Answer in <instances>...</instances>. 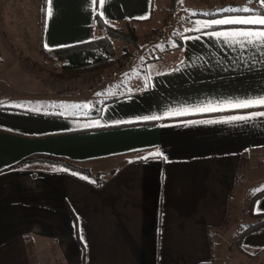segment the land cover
Returning <instances> with one entry per match:
<instances>
[{"label": "crops", "instance_id": "obj_1", "mask_svg": "<svg viewBox=\"0 0 264 264\" xmlns=\"http://www.w3.org/2000/svg\"><path fill=\"white\" fill-rule=\"evenodd\" d=\"M46 4L42 24V0H0V83L14 59L8 20L28 26L19 30L35 36L37 50L40 42L54 49L100 37L96 15L119 27L150 23L157 0ZM208 31L184 33L181 47L146 67L154 70L145 84L98 116L55 111L66 103L0 86V264H213L232 212L256 180L264 183V117L229 119L264 107L228 106L264 94V51ZM205 106L217 110L197 111ZM181 108L189 114L164 116ZM145 115L162 118L137 121ZM90 121L103 126L84 127ZM157 148L163 158L140 159ZM34 155L66 158L106 173L107 182L96 187L83 173L43 162L14 168ZM248 207L253 218L264 214V192Z\"/></svg>", "mask_w": 264, "mask_h": 264}, {"label": "rangeland", "instance_id": "obj_2", "mask_svg": "<svg viewBox=\"0 0 264 264\" xmlns=\"http://www.w3.org/2000/svg\"><path fill=\"white\" fill-rule=\"evenodd\" d=\"M246 1L157 0L156 13L150 23L142 21L135 25L127 21L124 26H115L127 33L132 32L131 28V38L136 42L111 37L114 44L112 64L99 71L77 74L63 73V62L46 59L39 52V46L38 50L34 47L37 41H34L35 36H28L25 31L20 32L19 28H28L19 24L20 19L8 20V23L11 21L16 27L7 28V38L13 44L11 55H14V59L12 58L8 71L6 69V74L1 77L5 83L4 80L1 81L0 86H9L7 89L12 93L23 91L37 96L55 97L58 102L66 103L56 105L55 111L92 116L90 107H97L104 99L133 91L147 82L149 70L153 68L146 67L162 54L165 55L166 51L177 48L176 40L187 32L185 29L194 27L192 21L205 19L193 17V12L219 9L229 6L230 3L244 4ZM103 35L102 30L100 37ZM50 101L54 100L39 102L50 104ZM68 103L74 104H70V107ZM16 104L38 108V104H30L28 101H17ZM76 105L80 107H75ZM262 186L264 183L256 180L254 187L239 204L238 210L232 212L228 226L223 228L220 242L215 245L216 256L213 264H264V226L255 229L246 226L258 219L251 217L247 209L252 195L260 191Z\"/></svg>", "mask_w": 264, "mask_h": 264}, {"label": "trees", "instance_id": "obj_3", "mask_svg": "<svg viewBox=\"0 0 264 264\" xmlns=\"http://www.w3.org/2000/svg\"><path fill=\"white\" fill-rule=\"evenodd\" d=\"M246 4L247 1L244 4H239V5L230 3L229 6H245ZM46 5H47L46 0H42V9H41L42 24H44L45 21ZM250 7L257 10L261 8V6L256 3L251 4ZM215 10L216 9H204L203 11L198 10L196 15H193V17L214 19V18L223 17V15H236L235 13L218 14L216 16H207V17L202 15V13L205 11H215ZM240 14H245V13H240ZM102 21L104 20L99 15H96V22L104 32V35L101 37H97L89 42L77 43V44L58 47L54 49H47L44 47L43 42H40L39 52L48 60L63 62L62 64L63 73H68V74L86 73V72L99 71L103 68H106L113 62L114 44L111 40V37L120 38L130 42H136V40L131 38V35H133V30H131V28L130 31L132 32L127 33V31L121 28L115 27L111 24ZM219 27L220 26H218L217 28ZM190 32H197V31H187L185 32V34ZM185 34H182L180 39L176 40L178 48L182 46V37ZM122 94L124 93L113 95L109 98L104 99L101 103L97 105V107H90V110L93 113L92 116L100 115L104 104L116 100L117 98L123 96ZM33 162H43L47 164L57 165L62 167L64 171L83 173L87 177H89L90 180H92L93 184L96 187H102L107 182L105 178L106 173L98 172L96 174H92V172L88 168H81L75 165L74 163H72L70 160L63 157L34 155L20 161L19 163L14 165V168H22L28 163H33ZM256 217L258 219L255 222L249 224L248 228L255 229L264 226V214L258 215Z\"/></svg>", "mask_w": 264, "mask_h": 264}, {"label": "snow or ice", "instance_id": "obj_4", "mask_svg": "<svg viewBox=\"0 0 264 264\" xmlns=\"http://www.w3.org/2000/svg\"><path fill=\"white\" fill-rule=\"evenodd\" d=\"M48 3L51 4V0H48ZM107 3V0H91L93 6L99 5L103 6ZM256 3L261 6L259 10L253 9L250 7L251 4ZM236 15H223L222 18H214L204 21H192L194 27L185 29V31H197L201 32L205 29L211 31L205 32L204 34L215 38L217 40H223L226 44L233 46H239L240 48H245L246 46H251L258 51H264V0H247L245 6H226L215 11H205L202 13L204 16H216L218 14H233ZM240 13H245L246 15H239ZM51 13H49L50 15ZM101 16L104 15L103 11L99 13ZM192 15H196L195 12ZM138 18H147V17H138ZM106 22V21H102ZM230 25H241L249 26L242 28H229L222 31H216L215 29L218 26H230ZM186 39H200L197 37H186ZM47 48L48 46L45 45ZM159 47V45H157ZM178 70V69H177ZM2 103V102H0ZM228 106L230 108H253V107H264V94L247 97L243 99H237L236 101H229ZM75 107H80L76 105ZM217 108L205 106L203 108H197V111H216ZM185 115L189 114L187 108H181L178 110H169L164 113V116L169 115ZM264 117V111L254 112L248 116H234L230 117L231 121H244L249 122L254 118ZM160 115H145L138 117L137 121H154L161 119ZM116 123H124V121H117ZM103 126L99 124L98 121H90L84 124V127H99ZM151 157H162L163 153L157 148L155 151L148 152L147 155L140 157V159L147 160ZM261 191H264V186L261 187Z\"/></svg>", "mask_w": 264, "mask_h": 264}]
</instances>
